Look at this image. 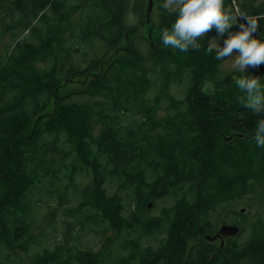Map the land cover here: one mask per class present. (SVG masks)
Wrapping results in <instances>:
<instances>
[{"label": "trees", "instance_id": "obj_1", "mask_svg": "<svg viewBox=\"0 0 264 264\" xmlns=\"http://www.w3.org/2000/svg\"><path fill=\"white\" fill-rule=\"evenodd\" d=\"M78 1L75 4L70 0H0L1 25L18 37L15 44L20 42L21 37H25L26 31L33 30L34 22L41 20L42 17V25L47 34L52 32L53 28L63 31L61 27L63 25L65 27L66 24V28H69V22L75 12L80 8L83 12L73 24L74 28L69 29L78 34L81 44H77L72 50H67L63 56L61 54L59 60L51 59L55 62L51 72L56 73V78H52V82L39 88L38 84L36 90L35 88L30 90L31 97L27 101L19 100V103L12 102L16 100V96L9 98L10 93L15 95L19 92V89L15 88L17 85L1 92L3 85L0 83V248L11 249L19 246L20 249L27 250V247L31 246L30 238L36 223H40L41 219L38 217L37 205L30 204H36V199L51 202L49 196L54 194L55 188L61 186L57 171L36 172L38 168L36 167L35 170L33 166V163L43 156L42 145L46 143L47 138L43 133L49 135L56 133L59 124L68 128L70 136H76L82 155L79 159L93 170L86 185L80 183L82 181L77 182V173L74 176L73 172H69L64 177L70 181L65 183V190L73 186L78 192L75 199L79 202L76 206H66L65 214L62 211L64 236H68L69 231L82 229L81 226L91 221L99 226L94 228L89 223L90 228L95 230H101L99 228L113 221L116 223V228L128 230L127 234L130 237L134 236L136 229H141L144 235L149 234L151 226H157L159 229L156 236L147 241V249L142 248L140 241L127 238L126 248L130 247L128 255L117 252L111 254L110 258L106 257L105 261L102 259L94 264H264V227L260 233L251 235L248 240L242 242L239 241V236L226 237L224 245L220 244L219 248L210 243L206 236H202V233L208 230L209 233L206 235L213 237L218 231L216 223H228L233 214L235 217L240 215L235 207L243 203L253 204L256 198L260 199L261 192L256 183L257 178L264 174V149L257 147L254 139L258 121L264 119V115L257 116L247 109L245 104H238L232 97L223 93H220L222 96L214 95L203 88L204 80L218 70L217 48L208 52V38L205 39L204 36L197 41L200 44L198 49L190 48L186 51L191 54L193 52L192 62L178 64V71L186 67L189 69H184L183 75L185 73L191 75L189 84L183 89L185 101L187 100L186 112L192 113L193 117L190 124L186 123L183 128L171 131L163 122L162 128L169 130L163 135L161 131L156 132L157 141L152 144L147 141L145 134L139 133L147 127L145 126L147 122L142 121L141 125L137 124V130L134 131L106 124V128L97 140V151L88 156L89 153H82L81 147L84 142L88 143L87 117L92 113L84 104L87 98H90L88 96L91 90H95L98 83L103 87L99 98H95L101 101L100 107L112 112L108 114L112 115L114 122H119L116 117L122 115L119 112L122 106L129 109L133 97L138 102L144 100L143 94L140 96L138 93L141 88L144 90L145 82L141 81V84H138L136 73L139 71L138 61H144L146 57L134 43L126 46L125 51L130 59L126 62H130L131 70L128 71L127 78L119 80V87V81L116 79L117 64L122 60H115L107 68H103L99 56L100 51L104 49L105 53L111 49H118L128 30H138L136 25L127 26L130 20L128 11L130 10L131 13L132 9L142 10L144 0ZM236 3H238L237 8ZM225 4L232 9L237 18L241 13L252 16L264 14V1L227 0ZM99 8L105 13L94 11ZM178 14V10L168 13L164 9L161 29H171ZM147 19L144 21L146 25ZM242 21L247 23L244 18ZM239 25L240 22L234 24L229 31L232 33L239 31ZM15 28L17 33L13 31ZM72 34L74 35V32ZM253 35L264 39V19L258 21L257 31ZM226 38L227 33L224 39ZM224 39L220 42V47H223ZM167 50L156 46L150 47L148 58L159 56L164 58L162 55L168 54ZM15 54L14 52L11 57ZM73 54L75 57L70 59L69 56ZM79 58L81 59L78 60ZM98 67L104 70L101 72L103 75L100 78L98 74L93 78L89 87L85 91H80V97L77 98L75 93H69L59 99L58 105L63 109L61 113L53 115L55 121L45 126L47 130L42 129L39 134L33 131L29 137H20L33 115L42 109L46 102L45 96L48 97L55 92L59 73L62 74L66 70L65 72L72 76L88 75ZM244 75L260 78L264 75V63L258 67L250 66ZM136 85L140 88L135 91ZM123 99H127L126 104H123ZM27 106L32 112L27 111ZM66 106L68 109L64 111ZM154 108L149 117H154ZM152 126L156 128L160 125ZM232 130L234 134H230ZM222 131L224 134L229 133L228 136L231 137L225 141V144L219 142ZM124 133L126 135L122 136ZM248 134L250 136L247 138L250 139L246 142ZM236 136L241 138L237 139ZM49 150L53 153L59 151L58 147ZM242 150L254 151L258 154L256 162H259L261 170L257 171L255 166L249 165L243 176L237 173L232 176L239 166L237 159ZM60 153L63 154V151ZM252 162L250 156L249 163ZM210 183L212 192L220 196L225 195L222 201L212 198V201L208 200V203H205V192ZM110 187H114L117 193L110 194ZM192 187L198 188L196 198L193 197L192 202H186L184 195L187 188ZM123 191L129 193L126 198L134 200L133 209L126 206L128 202H124L125 198L119 193ZM219 191L221 193H218ZM150 195H153V200H150ZM166 197H177L178 200L174 206L172 205L170 212L166 211L167 208L164 206L165 212L162 211L160 215L154 216L157 223H152V218H148L147 224H141L137 228L133 219L128 220L129 218L124 215L126 210H131L129 214L134 216V213L141 211L142 207H147L149 201L155 202L153 204L155 205L156 201H163ZM27 198L30 204L26 203ZM57 200L56 205L59 208V200L70 199L58 196ZM202 209L205 211L203 212ZM200 218L203 219L202 224L199 222ZM57 228L53 232H57ZM241 231L242 228L240 233ZM71 242L70 238L64 250L58 248L43 250L45 254L36 259L35 264H82L71 255L73 254ZM32 244L39 243L33 240ZM2 252L4 251L0 250V253ZM93 260L96 258L90 257L89 262L85 264L92 263Z\"/></svg>", "mask_w": 264, "mask_h": 264}, {"label": "rangeland", "instance_id": "obj_2", "mask_svg": "<svg viewBox=\"0 0 264 264\" xmlns=\"http://www.w3.org/2000/svg\"><path fill=\"white\" fill-rule=\"evenodd\" d=\"M70 1L75 4L79 2L78 0ZM153 2L154 6L150 13L151 21H149L147 25L144 21L147 19L146 12L149 7V1L144 0L142 10L134 11L132 9L131 13L130 10L128 11V17L130 20L127 22V26L136 25L135 27L138 26V30H128L126 37H124L120 42L118 49H111L106 51V53L104 49V51H100L99 53L100 59L102 60L101 66H103V68H107L109 64L115 60H122V62L117 64L118 72L116 77L118 81H121V79L127 78V73L131 70L129 67L130 62H126L130 61L127 52L125 51L126 46L130 43H134L136 47L139 48V50L145 55L146 59L144 61H138L137 68L139 71L136 73V82L138 84H141V81L145 82L144 90L141 88V91L138 93L140 96L143 94L144 100L142 102H138V100L133 97V102L129 109L122 106L119 109V112L122 113V115L116 117L119 122H114L112 115L108 114L112 112L105 111V108L100 107L101 101H97L98 99H96L99 98L100 93L103 90V87L98 83L96 89L91 90V94L88 96L90 98H87L84 104L87 110L92 113L89 117H87L86 139L88 140V143L84 142L83 147H81L82 153H89L88 156L97 151V140L100 138L104 128H106V124H112L115 127L121 126L124 129L134 131L137 130V124L141 125L142 121L147 122L145 125L147 127L144 130L139 131V133L140 135L145 134L147 141L152 144L157 141L156 132L161 131V134L163 135L166 133V130H179L184 127V124H190L192 122V113H187L185 109L187 100L185 101V90L183 91L184 86L189 84V78L191 75L189 73H185L183 75L184 69H189L186 67H184L182 71H178V64L179 62H183L184 64L192 62L193 52L191 54V52L180 51L173 47H165L163 45L161 35L162 15L164 9L170 13L172 11H177L180 5L170 4L167 8H164L162 5H164L167 0H153ZM237 7L238 3H236V8ZM81 10L82 8L78 9L72 16V19L69 22V28H66L67 24L65 23L66 26L64 27L63 25V27H61L63 31H59L58 28H53L52 32H47V34L45 33L44 25H42V17L41 20L34 22L35 26L32 28L33 30L30 32L26 31L25 37H21L22 39L19 40L20 42L17 44L14 42H16L18 37L6 27H2L0 20V55H2L0 56V83L3 85L1 92H4L6 88L10 90L11 87L17 85L15 88H18L19 92L15 93V95L12 93L9 94V98L14 96L17 97L16 100H13L12 102L19 103V100L27 101L32 95L30 90H34V88L36 90V86L38 84V88L43 87L49 82H52V78H56V73L51 72L55 63L52 60H59V56L61 54L63 56L67 50H72L74 46L81 44L78 34L75 31L69 30L70 27L74 28L73 24H75L81 14H83ZM94 11L100 14L105 13V11L101 8H99V10L94 9ZM242 20V16H239L236 23H244ZM13 31L16 33L18 32L17 28ZM72 32H74V35ZM132 32L133 34H130ZM129 34L130 36L127 37ZM225 36L226 33L224 36H218L213 29L205 35V39L208 38L207 43L209 44V42L212 41L213 48H217ZM155 46L157 48H161L162 50L168 49V54H163L162 57L164 56V58H161L160 56L158 58H148L150 47L155 48ZM10 51H12L11 54ZM14 52L16 54L14 57H11ZM78 53H81V51H78ZM74 54L70 55L69 58L72 59L75 57ZM236 54L238 53L234 51L232 57L218 61L217 72L214 75H209L204 80L203 88L214 95H220V93H223V95L232 97L238 104H245L247 96L246 92L240 90L239 87L234 84H236V79L244 76V74L248 72L250 66L245 69V73L234 67ZM80 59L81 58L78 60ZM65 71H63L62 74H58L56 80L58 87L55 89V92L50 94L48 97L45 96L44 99H46V102L43 104L42 109L33 115L31 121L25 126L23 132H21L20 137H29L33 131H37L36 134H39L42 129L47 130L45 126L49 122L55 121L52 118L53 115L58 112L61 113V109H63L58 105L60 103L59 99L69 93H75L77 98L80 97V91H85L89 87L91 80L98 74H100L98 77L102 76L103 73L101 74V72L104 70H101V68L98 67L91 74L74 76L67 74ZM260 78V83L264 86V75ZM120 81L118 87L120 85ZM225 81L228 83L225 84ZM21 83L23 84L21 85ZM139 88L140 86L136 85L135 91ZM100 99L102 100V97ZM67 100L70 102L69 99ZM126 102L127 99H123V104H126ZM153 107H155L153 109L155 115L154 117H149ZM67 109L68 107L66 106L64 111H67ZM27 111L32 112V109L27 106ZM143 116H147L149 118L147 119ZM163 122L169 126V129L162 128ZM152 125L160 126L154 128ZM67 129L68 128L66 126L57 124L56 133L49 135L44 132L43 135H46L47 138L46 143H43L42 145L43 151L41 154L43 156L38 158L33 163L34 169L36 170V167L38 168L36 172L48 173L55 170L61 179L58 180L61 183L60 188H55L53 190L54 194L49 196L52 200L51 202L45 199H36V204H30L28 198L26 199V203L32 206L37 205L38 207V217L41 219V222L36 223V228L30 239H32V242L33 240H37L39 244L36 245L31 242V246H28V249L26 248L27 250L20 249L19 246L14 248L12 247L11 249L1 247L0 250L4 252L0 253V264H35L37 262L36 259L42 256V254H45V249L49 248L54 250L55 248H58L64 250L70 238L72 239L70 246L73 248V254L71 255H73L77 261L80 260V263L82 264L88 263L90 257H95L96 260L89 263L94 264L102 259L105 261L106 257L110 258L111 254L117 252L128 255L130 253V247L126 248L127 238H131L130 240L134 239L137 242L140 241L142 243V248L147 249V241L154 238L156 236V232H159L157 226H151L149 234L144 235V232H142L141 229H136L134 234L135 237H130L127 234L128 230L125 228H116V223L113 221L110 224L107 223L103 228H99L101 230L91 229L89 223H91L94 228L99 227L91 221L81 226L82 229H76L73 232L69 231L68 236H64L62 211L65 214L66 206H76L79 203L75 199L78 192H76L77 190L73 186L68 188V190H65V183L67 184L70 181L69 179H64V177L69 172H73V175L77 173V182L82 181L80 183L86 185V181L90 179L93 171L89 165L83 163L79 159L82 155L79 151L76 136H70L69 130ZM231 133L234 134V130L230 131V134ZM226 134H224L223 131L221 132L222 136L219 138L220 143L225 144V141L231 138L228 136L230 135L229 133ZM125 135L126 133L122 136ZM249 136L250 134L246 136V142L249 141L250 138H247ZM235 138L238 139L241 137L236 136ZM53 147H58L59 151L53 153L49 150ZM262 149H264V147H262L261 150ZM60 151H63L64 156L60 153ZM250 156L253 160L252 163H249ZM257 156L258 154L254 151L245 152L242 150L239 152L237 159V162L239 161V166L236 171L232 173V176L236 173L243 176L250 167L249 165L255 166V170L257 171L261 170L259 162H256ZM71 175L72 174H69V176ZM262 176L257 178L258 182L256 183L257 188L261 192L260 199L259 197L256 198V201H254L253 204L243 203L242 205L235 207L237 211L240 212V215H238V221H241V223H238V225L242 228L241 233L233 237L229 235L226 236H229L230 238H236L239 236V241L242 242L248 240L251 235L261 232L262 227H264V202L261 203V201L264 200V174ZM42 179L46 180L44 177H42ZM208 185L209 188L207 189V192H205V203H208V200L212 201V198L222 201L225 195H216L215 192H212V184L210 183ZM197 190V187L187 188L184 195L185 201L192 202L191 200L196 198ZM192 191H194V193ZM109 193L114 195L117 191L114 187H110ZM119 193L125 198L124 202H128L126 203V206L133 209L134 200L126 198L129 193L125 191ZM218 193L221 192L219 191ZM58 196H62L63 199L67 198L70 200H59L60 206L58 208L56 205L58 203ZM150 200H153V195H150ZM177 200V197H166L163 201H156L155 205H153L155 202L152 203V201H149L151 206L142 207V210L134 213V216H130L129 212H131V210H126L124 215L129 218L128 220L133 219L134 225L137 228H139L138 226L141 224H147L148 218H152V223H157L154 216L160 215L161 212L164 211V206L167 208L166 211L170 212L171 207L174 206ZM202 208H204V206H202ZM202 211L204 212L205 210L202 209ZM201 217H203V214ZM232 217L235 216H231V218ZM136 222H138V224ZM199 222L202 224L203 219L200 218ZM212 223L214 224L215 221ZM216 224V228H218L221 222ZM134 225L132 226L134 227ZM55 228H57L58 231H54V233L53 230ZM206 233H209V231H204L202 236H208ZM216 235H218V233ZM208 239L211 240L210 243H213L219 248L221 243L219 240L215 241L217 238L213 239V237H210ZM204 243L207 242L204 241ZM7 249L11 251H8ZM97 255L100 256L98 257Z\"/></svg>", "mask_w": 264, "mask_h": 264}, {"label": "clouds", "instance_id": "obj_3", "mask_svg": "<svg viewBox=\"0 0 264 264\" xmlns=\"http://www.w3.org/2000/svg\"><path fill=\"white\" fill-rule=\"evenodd\" d=\"M170 4H178L180 7L171 29L161 32L165 47L180 51L198 49V39L214 29L218 36L227 33L223 47L217 46V60L232 57L235 50L238 54L235 55L234 67L244 73L248 66L258 67L264 63V39L253 35L257 31L258 21L264 19V14L252 16L241 13L247 23H241L239 31L232 33L229 29L236 23L237 16L225 4V0H167L162 6L167 8ZM207 51H213L212 41ZM260 80L259 77L244 75L235 81L239 89L247 94L246 99L242 98L245 99L247 109L257 116L264 115V86ZM254 139L257 147H264V119L258 121Z\"/></svg>", "mask_w": 264, "mask_h": 264}, {"label": "water", "instance_id": "obj_4", "mask_svg": "<svg viewBox=\"0 0 264 264\" xmlns=\"http://www.w3.org/2000/svg\"><path fill=\"white\" fill-rule=\"evenodd\" d=\"M149 1V7H148V10H147V16H148V19H147V22L149 23V21H151V16H150V13L153 9V6H154V2L153 0H148ZM148 206L150 207L151 204H148ZM244 210V209H242ZM240 233V227L238 225H230V224H226V225H222L219 229V232H218V235H214L213 236V239L217 238V237H223V235H230V236H235L237 234ZM207 239L210 238L211 236H206Z\"/></svg>", "mask_w": 264, "mask_h": 264}, {"label": "flooded vegetation", "instance_id": "obj_5", "mask_svg": "<svg viewBox=\"0 0 264 264\" xmlns=\"http://www.w3.org/2000/svg\"><path fill=\"white\" fill-rule=\"evenodd\" d=\"M175 210H177V208L175 209ZM232 216H234V215H232ZM231 218V217H230ZM229 218V221H228V223H221L220 224V226L218 227V231H219V228L222 226V225H226V224H230V225H238V223L240 222V221H238V216L236 217V219H235V217H232L231 219ZM236 221V222H235ZM239 227H240V225H238ZM240 230H241V228H240ZM218 231L215 233V235L218 233ZM238 235V234H237ZM237 235H235V236H237ZM230 236V235H229ZM229 236H226V235H223V237L221 238V237H217V239L215 240V241H217V240H219L220 241V243H221V245H224V243H225V241H226V237H229ZM212 237V236H211ZM233 237V236H232ZM207 238V237H206ZM207 240H209V239H207ZM209 241H211V240H209ZM222 242H223V244H222Z\"/></svg>", "mask_w": 264, "mask_h": 264}]
</instances>
